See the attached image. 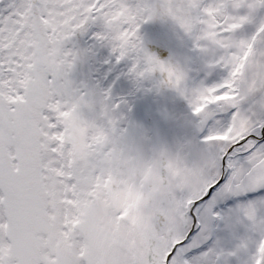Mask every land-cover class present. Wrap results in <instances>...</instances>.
Masks as SVG:
<instances>
[{"label": "snow or ice", "instance_id": "obj_1", "mask_svg": "<svg viewBox=\"0 0 264 264\" xmlns=\"http://www.w3.org/2000/svg\"><path fill=\"white\" fill-rule=\"evenodd\" d=\"M0 264H264V0H0Z\"/></svg>", "mask_w": 264, "mask_h": 264}, {"label": "rangeland", "instance_id": "obj_2", "mask_svg": "<svg viewBox=\"0 0 264 264\" xmlns=\"http://www.w3.org/2000/svg\"><path fill=\"white\" fill-rule=\"evenodd\" d=\"M146 33L150 38L163 37L165 30L159 25H150L145 29ZM91 41L86 38L80 40L82 47H86ZM108 58L107 49H96V55L91 57L83 65H79L74 74V78L77 81L87 80L90 84H99L101 88L113 87L114 96H127L132 90V84L127 78H117L107 79L109 75L113 74L115 71L112 70L111 66L113 64H105L104 60ZM122 65V64H121ZM152 105L151 98L135 99V108L131 114V118L137 122H143L146 126H151L152 121L146 116V112L149 106Z\"/></svg>", "mask_w": 264, "mask_h": 264}, {"label": "trees", "instance_id": "obj_3", "mask_svg": "<svg viewBox=\"0 0 264 264\" xmlns=\"http://www.w3.org/2000/svg\"><path fill=\"white\" fill-rule=\"evenodd\" d=\"M112 70H114L115 72L111 75H109V77L107 79H114L119 77L118 80H120L122 77L124 78V76L122 75L123 72H126V67L122 64V65H112L111 66Z\"/></svg>", "mask_w": 264, "mask_h": 264}]
</instances>
